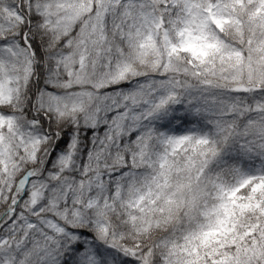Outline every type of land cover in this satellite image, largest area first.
<instances>
[{"label":"snow or ice","instance_id":"1","mask_svg":"<svg viewBox=\"0 0 264 264\" xmlns=\"http://www.w3.org/2000/svg\"><path fill=\"white\" fill-rule=\"evenodd\" d=\"M0 264H264V0H0Z\"/></svg>","mask_w":264,"mask_h":264}]
</instances>
